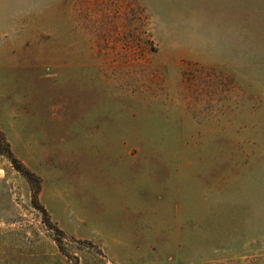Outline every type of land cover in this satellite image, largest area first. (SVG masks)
Segmentation results:
<instances>
[{"label": "rangeland", "instance_id": "rangeland-1", "mask_svg": "<svg viewBox=\"0 0 264 264\" xmlns=\"http://www.w3.org/2000/svg\"><path fill=\"white\" fill-rule=\"evenodd\" d=\"M0 264H264V0H0Z\"/></svg>", "mask_w": 264, "mask_h": 264}, {"label": "trees", "instance_id": "trees-1", "mask_svg": "<svg viewBox=\"0 0 264 264\" xmlns=\"http://www.w3.org/2000/svg\"><path fill=\"white\" fill-rule=\"evenodd\" d=\"M7 157L9 158V159H11V162H12V164L15 166V168L18 170V166H17V162L15 161V160H13L11 157V153L9 152L8 154H7ZM43 211V210H42ZM44 212V211H43ZM45 213V212H44Z\"/></svg>", "mask_w": 264, "mask_h": 264}]
</instances>
